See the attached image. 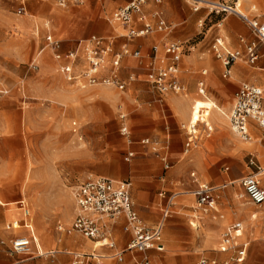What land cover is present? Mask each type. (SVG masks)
I'll return each instance as SVG.
<instances>
[{"label":"rangeland","instance_id":"1","mask_svg":"<svg viewBox=\"0 0 264 264\" xmlns=\"http://www.w3.org/2000/svg\"><path fill=\"white\" fill-rule=\"evenodd\" d=\"M22 2L23 0H0V83L11 81L10 79L15 75L23 76L28 71L39 72L41 70V66L38 68V61L35 62L34 60L37 58V53H39L40 48L42 49L46 32L36 33V39L41 41L39 48L33 49L29 44L27 46V40L25 42V38H27L26 29L21 28L24 26V22L28 24V21L33 19L34 13L32 5L34 4V0L26 1L27 12L25 15L19 16L17 12L23 6ZM256 3L259 4L258 2ZM241 4L242 11L248 16H251L245 9L246 6L243 0H241ZM34 8L37 11V3L34 5ZM226 16L228 15H209L207 12V18H205L202 26L203 31L206 32L212 25H218L223 17ZM42 23L44 25L47 21H43ZM202 36L203 33L196 36L190 42L196 43ZM220 37L229 44L226 37ZM179 43L188 45L189 42ZM159 48L165 54L164 47L159 46ZM130 53H132V50H130ZM187 53L186 48L184 55ZM148 54H150L151 58L154 56L152 47L144 50L142 52L143 56L140 59L133 58L131 55H127L126 58L135 61L137 67L144 68L146 74L149 76L152 71L151 64H149V60L144 59L148 58ZM157 64L160 65H156L157 67L162 68V66H165V63ZM122 66L121 77L127 84L123 91L115 87L103 85L81 89L75 84L70 86L71 84L67 81L66 84L73 91L71 92L73 96L69 98L67 95H63L61 100H57L54 97H44L42 95H28L21 89L22 87L12 93L6 91L8 90L7 87H2L0 90V174L1 171L4 172L1 168V160L4 158L8 159L13 153L19 155L21 152V140H23L26 148L27 144L29 145L28 151L34 155L33 160L35 163V170H31L23 161H21V164L19 163L20 160L14 161L15 164L11 169V176L15 182V188L11 193L0 177V186L2 188L0 200L6 203L5 207H0V264H38L42 259H54L55 256L69 254L70 252L74 253L72 255L74 258H77L74 259V263L77 260V262H81L80 264H91L92 262L95 264H126L123 261V263L117 261L115 257L116 252L123 251L131 240L129 234L127 241L123 242L121 240V233H125L123 230V222L118 223L113 230L106 228V232L103 233L104 238L111 236L115 241L116 250L101 247L97 242H91V240L86 239L82 235L78 236L86 240L91 246V249L87 252L74 251L62 246L58 250V253L41 256L35 244V249L31 248L30 254L26 256L17 254L12 248L11 240L18 236V233L28 235L25 229L26 227L24 228L20 225L16 226V228H19L17 231L6 230L7 224H11V222H15L22 217V210L18 208L19 205L16 202L24 199L23 202L31 210L33 222L29 224L27 222L29 229L32 227L35 230L42 228L47 234L50 232L58 238L60 237L58 226L66 227L67 225L62 220L63 215L71 217V221L69 222L71 223L76 214L77 208L73 193L77 186L81 181L96 176H104L116 180H128L132 184V190L137 185L138 191L148 190L150 201L162 202L160 206L162 215H160L158 221L152 224L147 223L149 226H153L158 222H163L164 224L162 232V241L165 247L164 252H149L155 264H161V262L164 264H198V261L202 257L215 260L218 264H234L232 261L234 249H229L226 252L220 251L223 234L220 237L219 246L216 250L204 249L199 251L194 248V245H200L206 232L205 221H213L209 216L201 214L196 209V201L193 195L196 189L195 180L206 181L215 185L225 184L224 182L216 181L215 178L221 171L225 172V169L229 165L224 162L219 163L203 175L195 169L173 173L174 168H171L178 163L182 165L192 152L202 147L206 137L205 132L206 130L208 131L207 127H212L213 125L212 116L217 115L220 118L227 119L234 101L228 107L225 101V93L220 94V91L210 90L208 88L205 96H203L199 94L197 89L198 95L195 97V100H192V103L190 102V109L191 107L192 109L189 119L187 122L181 123L175 130L178 136L175 137L172 131H169L171 134L170 150L164 149L160 143L161 154L167 157L170 168L166 169V164L153 153L152 145H144L148 147L144 150L151 157L149 159H152V162L145 163L138 160V155L134 147L142 146L135 140V134L143 131L142 138L150 137L152 141L159 142L166 140V133H163V129L166 125L170 124V121L164 118V122L153 124L155 130L153 133H155V136L151 137L146 135L152 132L149 131V124H143L137 121L134 118V113L136 112L133 108L129 105L124 106V103H122L124 101L123 97L129 99V92L132 90L133 93V89L129 83L137 80V76L134 74L135 72L128 73L126 72L127 68L124 63ZM248 66L251 65L248 64ZM57 69H59L58 66ZM130 76L134 79L130 80ZM147 78L150 82L151 79L149 77ZM21 81V79L18 80V83ZM187 93L186 91L183 94L176 95L181 98H186L188 96ZM146 99L148 103L151 102L149 98ZM211 101L215 106L211 107L210 118L203 121L199 116H202V113L200 114L198 109L194 110L193 104L197 103L198 108L200 106H209ZM218 109L223 110L226 113V117L219 113ZM121 114H125V123L132 129L130 137H125L121 134ZM73 123L77 125L74 126ZM194 125L198 129L197 142L195 147L191 148L189 152H186L188 137L187 130L184 127L190 129ZM1 129L13 130L14 134L10 136L3 133ZM68 129L71 131L77 130V133L69 135L67 133ZM175 140L177 142H174ZM241 142L244 144H254L255 151L251 150L245 158V167L250 172L249 174L259 173V170L255 166L250 165V161L253 156L254 160H256L257 149L260 151L264 150V145L261 143L260 137L254 136L252 141ZM178 147V152L182 155L178 159H173L172 152ZM130 151L135 152V157L130 162H126L124 157ZM182 156H184V159L181 158ZM262 166L264 167V163H262ZM147 167L152 168L153 171L147 172L144 170ZM25 172H28L33 180H30V182L24 180ZM192 172H196L195 178L191 177ZM262 174L264 175V169ZM258 178L264 179L262 176ZM9 179L7 177V180ZM23 182V185L26 184V187H23ZM16 184L18 185L16 186ZM236 185L237 193H241V189L243 190L241 188L242 186L239 185V182ZM30 186L32 188L30 189V193H28L27 188ZM34 187H39L40 193ZM237 200L243 207L251 205L248 198ZM134 202L136 201L134 200ZM168 202H174L175 204L169 208L170 214L168 218L164 219V210H166ZM179 202H192L189 206L190 211H176L174 207ZM219 202V205L221 202H227L229 206L233 205L228 198L225 201L221 199ZM259 210V208L252 206L251 214H256ZM181 215L186 216L185 218L188 220L177 221V216ZM193 217H201V224H198V221L193 219ZM190 222H194L199 228L196 229ZM255 222L260 224L259 214H256ZM110 225L112 226V222H110ZM246 233L247 231L245 230L243 237L238 242L250 241ZM94 246L99 247L96 249V252L95 249L93 250ZM129 254L127 253L125 255L127 259H130ZM263 257L260 254H248L243 264H260V260ZM249 261L251 263H248Z\"/></svg>","mask_w":264,"mask_h":264},{"label":"crops","instance_id":"2","mask_svg":"<svg viewBox=\"0 0 264 264\" xmlns=\"http://www.w3.org/2000/svg\"><path fill=\"white\" fill-rule=\"evenodd\" d=\"M26 1L27 0H23L22 4L27 9ZM130 1L131 0H84L81 5L70 1L66 8H62L58 5L57 0H34V4L32 5L34 13V16L32 17L33 19L29 20L28 24L27 22H24V26L21 28L26 29L25 32L27 34V38H25V42L27 40V46L29 44V46L33 49H37L39 48L41 41L36 39V35L38 32H46L45 37L48 34L53 35L56 40H60L62 42L63 51H67L75 46V43L78 40L97 35L113 40L114 52H119L122 49L127 48L132 50V52H140L141 58L143 56L142 52L144 50H148L150 47L153 49L154 46L164 47L167 43L189 42L188 45H186L188 53L183 55V59H181L179 63L178 75V79L184 87L185 92H188V96L186 98L178 97L174 92L161 93L156 90L151 82H149L147 78L149 76L146 74L145 69L137 67L135 64L136 62L129 58L125 57L121 61L120 66L119 77L122 81L121 69L123 67V63L127 68L126 72H135L134 74L137 76V80L129 83L133 89V93L132 90L129 92V99L123 97L124 101L122 103H124V106L129 105L133 108L136 112L134 113V118L137 121L143 124H149V131L152 132L146 135L151 137L155 136V133H153V131H155L153 124L164 122V118L170 121V124L166 125L163 129V133H166V140L160 141L163 148L168 151L171 146V134L169 131L171 130L172 134L177 137L178 134H176L175 130L181 123L187 122L189 119L192 109V107L190 109V102L192 103V100H195V97L198 95L197 89L199 94H201L200 83H204L205 92L204 94H201L203 96H205L208 88L210 90L220 91V94L225 93V101L228 107L232 105L235 94L243 84L259 86L264 90V58L260 59L253 67L248 66V63L245 61H238L232 65L231 73L227 74L222 61L217 58L216 53L213 50V45L217 40H221V44L218 49L223 55H228L236 50L242 49L243 44H241V39L246 41L253 40L249 27L240 18L234 15H228L223 17L218 25L216 24L218 28L216 25H212L206 32H204L201 24L205 22V18H207L206 10L203 9L199 12H194L192 7L185 0H163L160 4H147L144 8V12L148 21L153 25H156L158 22L157 14L160 15L168 24L169 30L167 32L154 33L143 38L134 39L128 38L127 28L123 26L119 27V25L112 22L113 15ZM243 2L246 6L245 9L248 14H250L252 18H256L260 22L264 23V0H243ZM36 3L37 11L34 8ZM43 21H47V23L43 25ZM134 27L141 29L143 28V24L136 22ZM201 33H203V36L199 39V41L196 43L190 42L196 36L201 35ZM220 36L226 37L229 44H227ZM45 37L42 49L40 48L39 53H37V58L34 60L35 62L38 61V68L41 66V70L39 72L28 71L23 76L15 75L12 79H10L11 81L0 83V90L2 87H7L8 90L6 91L12 93L22 87L21 89H23L28 95L54 97L57 100H61L63 95H67L69 98H72L73 94L71 92L73 91L66 84L67 82L64 76L60 73L59 69H57V66L59 67V63L54 59L52 52L45 47ZM147 56L149 59H144L149 60V64H152L150 54ZM157 57L158 59L156 61V65H158L157 63L162 64V61L165 63V66L161 65L162 68H168L172 65L171 59L167 57L161 49ZM111 60L112 58H110V61ZM107 73L108 70H105L104 75H107ZM130 78H132V76H130ZM20 79L22 81L18 83V80ZM70 86L73 85L71 84ZM146 98H149L151 102L148 103ZM210 103H212V101ZM194 104V110L198 109L200 114L205 113L209 116L211 114V107H214L200 106L197 108V103L195 105ZM208 118L210 117L201 119L206 121ZM212 123V127H207L208 131L206 130L205 132L206 137L202 147L199 150L192 152L187 159L188 161L186 160L182 165L178 163L174 167H171L174 168L173 173L195 169L198 173L203 175L206 171L210 170L213 166L219 163L224 162L229 165V167L225 169V172L221 171V173L215 178L216 181L221 183L224 182L225 184L215 185L210 182L198 180L199 183L208 184L216 190V210L212 211L211 215H209V218L213 221H205L206 232L204 233L200 245H196L197 247L194 245V248L199 251L204 249L216 250L218 249L222 234L233 230L237 234L238 242V240L243 237L244 231L246 230V235L250 241L238 242L240 245L248 243L245 259L248 254H260L264 256V204L261 207H258L251 204L249 201L252 206L260 209L256 213L260 215L259 224L255 222L256 214H251L252 206L248 205L243 207L237 200L247 199V196L243 191L244 189H241L242 187L240 188L241 193H237L236 183L239 182V185H241V180L243 178L254 175L253 173L249 174L250 172H248L245 167V158L251 150L255 151L254 144H244L241 142L242 140L239 139L231 130L228 117L225 119L223 117L220 118L217 115H213ZM73 125L76 126L77 124L73 123ZM129 129L132 134L131 127ZM1 131L10 136L14 134L13 130L1 129ZM207 132H209L208 134L210 135H208ZM249 132L252 139L254 136H259L261 143L264 145V130H262L256 122H249ZM67 133L72 135L77 133V130L71 131L68 129ZM142 137L143 131H141V133L138 132L134 136L137 143L142 146L134 147L138 155V160L145 163L152 162V159H149L151 157H149L147 151L144 150L148 147L143 144V141L145 139H150V137ZM252 139L250 141H252ZM176 140L174 142H177ZM20 142L21 152L19 151V155L13 153V155L8 157V159L3 157L4 159L1 160V168L4 172L1 171L0 177L10 193L15 188V182L11 176V169L15 164V160H20V164L22 163L21 161H23L25 165H28L29 169L35 170V163L33 160L34 155L28 151L29 145L27 144L26 148L23 140ZM178 150L179 147L176 148V150H173V159H178L180 158V155H182L178 152ZM130 152L135 154L134 151ZM256 154V160H254V156L251 159L254 162L253 166H255L258 170H263L264 167L262 166V163H264V150L260 151L257 149ZM181 158L184 159V156ZM144 170L147 172L153 171L152 168L148 167ZM6 173L7 175H5ZM192 173L196 174V172ZM7 177L10 179L7 180ZM31 177L32 176L29 175L28 172H25L24 180L30 182V180H33ZM262 177H264V175H262ZM260 180L262 186L264 187V179L260 178ZM23 184L24 182L22 185ZM17 185L18 184H16V186ZM24 186L26 187V184L23 185V187ZM31 188V186L27 188L28 193H30ZM35 189H38V193H40L39 187H36ZM137 189L136 185L134 190H132L133 201H136L134 202L136 211L146 223L152 224L157 222L160 215H162V210L160 209L162 202L150 201V194L148 190L144 189L142 191H138ZM22 194L24 195L23 192ZM193 195L196 201V196L194 193ZM227 198L231 200L230 203L233 204L232 206H229L227 202H221L219 205V201L221 199L225 201ZM23 201L24 199H21L16 202L17 205H19L18 208L22 210V217L15 222H11V224H7L6 230H19V228L10 227L12 224L18 223L21 227H26L25 229L27 230L28 235H21V233H18V236L11 240V244L17 238L28 237L31 239L32 248L35 249L36 244L39 255H41L40 253H42V251L45 252V254L41 256H45L50 252L58 253V250L62 248V246L74 251L87 252L91 249L89 243L86 240L81 239L78 236L79 234L66 235L60 233V237L57 238L56 235L48 232L47 229L45 230L52 236L43 231L42 228H38V230H35V228L29 229L27 227V222L28 224L33 222L32 214L29 207L25 205L30 210L29 218L25 216L23 208L21 207V204H25ZM190 204H192V202H179L175 205L174 209L180 212H189ZM5 205L6 203L0 200V207H5ZM76 214L73 221L75 220ZM177 217V221H186L187 219L184 215ZM193 219H196L198 224H201V217H193ZM62 220L65 224H67L66 227L73 223V221L69 223L71 221V217L67 215H63ZM120 222H123L124 224L125 220L121 218L119 223ZM190 224L192 225L194 222H190ZM195 228L197 229L199 226ZM129 235L128 233L125 234L122 232L121 240L123 242L127 241L129 239ZM97 248L99 247L94 246L93 250L95 249L96 252ZM73 254L74 253L70 252L69 254L55 256L54 259H42L38 264H80L81 262H77V260L74 263V259L76 257L74 258L72 256ZM235 254L236 253L234 252V256ZM129 255L130 259H127V256H125L123 261L126 264H134L136 260L142 257L141 253H131ZM202 258H200V260ZM161 263L164 264L163 262ZM248 263H251V261ZM91 264L95 263L92 262ZM260 264H264V257L260 260Z\"/></svg>","mask_w":264,"mask_h":264},{"label":"built area","instance_id":"3","mask_svg":"<svg viewBox=\"0 0 264 264\" xmlns=\"http://www.w3.org/2000/svg\"><path fill=\"white\" fill-rule=\"evenodd\" d=\"M83 4L84 0H57L60 7L66 8L69 2ZM163 0H131L125 6L120 8L112 17V22L127 28L128 38H143L148 35L160 32H167L169 26L160 15L157 14L158 22L151 24L144 12V8L149 3L160 4ZM194 12L206 10L209 15L224 14L234 15L240 18L250 29L253 36L252 41L241 40L244 48L235 52L223 55L218 47L221 40H217L213 45V50L218 59H220L226 68V73H231V67L238 61H245L251 66L264 58V23L256 18L245 14L241 9V0H185ZM27 12L25 6L18 10V15L23 16ZM138 22L143 24V28L137 29L134 24ZM203 26V23L201 24ZM46 48H48L54 59L59 63V71L65 80L70 84H75L81 89L94 87L98 85L115 87L121 91L125 90L126 82L119 77L121 61L131 55L133 58L140 59V52H132L127 48L119 52H114L113 40L93 35L86 39L78 40L71 49L63 51V44L56 40L53 35L48 34L45 37ZM187 46L182 43H167L164 45L165 55L171 59L172 65L168 68H159L156 66L159 46H154L152 51L151 73L149 79L156 90L161 93L174 92L183 94L184 87L181 85L179 75V63L185 54ZM110 58L112 60L110 61ZM164 63V61H162ZM110 65V66H109ZM37 67V66H36ZM108 70L107 75H104ZM133 80V78H130ZM204 83H200V93L204 94ZM122 120L121 134L130 137L131 132L125 123V114L120 115ZM228 121L233 133L242 141L248 142L252 138L249 132V122L254 121L264 130V90L259 86L243 84L235 94L234 103ZM187 130L186 152L197 142L198 129L192 126ZM144 145H152L153 153L157 155L165 164L166 169L170 168L167 157L161 154L160 142L145 139ZM135 157L133 152L126 153L124 159L130 162ZM250 165H254L253 160ZM263 170L259 169V172ZM196 177L195 173L191 174ZM197 189L194 192L196 196V209L203 215L209 216L216 210V190L205 183H199L195 180ZM241 186L245 195L251 204L261 207L264 204V187L256 174L247 176L241 180ZM1 192V186H0ZM77 214L73 223L68 227L58 226V231L62 234H79L93 242L102 241L101 247H108L116 250V243L111 236L104 238L103 233L106 228L113 230L120 219L125 220L123 230L132 236L127 247L116 252L117 261H124L127 253H141L142 257L134 264H155L149 255V252H164L165 247L162 241L163 222H158L149 226L138 214L135 209L132 198V184L128 180H116L104 176L89 177L80 182L73 193ZM174 202H168L164 210V219L170 214L169 208L174 206ZM24 214L29 217V209L25 204H21ZM107 221V222H106ZM112 222V226L110 225ZM18 223L10 227L16 228ZM237 234L230 230L223 234L221 240V250L226 252L234 249L236 253L232 261L234 264H242L245 260L248 243L239 244ZM13 250L20 255H29L32 248L31 239L28 237L17 238L12 242ZM54 254V253H52ZM162 264V263H161ZM198 264H218L215 260L202 258Z\"/></svg>","mask_w":264,"mask_h":264},{"label":"bare ground","instance_id":"4","mask_svg":"<svg viewBox=\"0 0 264 264\" xmlns=\"http://www.w3.org/2000/svg\"><path fill=\"white\" fill-rule=\"evenodd\" d=\"M210 107L211 106H215L213 103H211L210 105H209ZM218 112L219 113H221L223 116H225L226 117V113L223 111V110H221V109H218ZM201 118H206V117H209V115H207V114H205V113H202V116H200ZM258 177H261L263 174H262V172H259L258 174H256ZM29 213H30V210H29ZM30 215V214H29ZM29 218V217H28ZM107 222V221H106ZM192 226H194V227H198L197 226V224H192ZM32 227V226H31ZM33 228V227H32ZM31 228V229H32ZM98 244H100V245H102L103 243H102V241H99V242H97ZM221 248H222V246H221ZM50 253H53V252H50ZM50 253H48V254H50ZM41 255H44L45 254V252L44 251H42V253H40ZM27 256V255H26Z\"/></svg>","mask_w":264,"mask_h":264}]
</instances>
